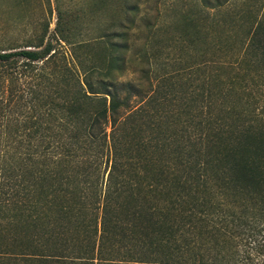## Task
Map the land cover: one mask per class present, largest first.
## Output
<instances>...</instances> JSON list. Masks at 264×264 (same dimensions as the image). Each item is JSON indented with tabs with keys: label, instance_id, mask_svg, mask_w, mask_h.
<instances>
[{
	"label": "trees",
	"instance_id": "trees-1",
	"mask_svg": "<svg viewBox=\"0 0 264 264\" xmlns=\"http://www.w3.org/2000/svg\"><path fill=\"white\" fill-rule=\"evenodd\" d=\"M145 1L0 48V264H264V0Z\"/></svg>",
	"mask_w": 264,
	"mask_h": 264
},
{
	"label": "rangeland",
	"instance_id": "rangeland-1",
	"mask_svg": "<svg viewBox=\"0 0 264 264\" xmlns=\"http://www.w3.org/2000/svg\"><path fill=\"white\" fill-rule=\"evenodd\" d=\"M94 1L96 0H0V48L14 44L25 45L31 40L36 43V39L43 36L48 27L47 40H54L59 9L63 13L80 11L93 5ZM188 1L191 0H146L142 5L140 45L145 42L150 25L161 24L173 27L178 15V11L177 14L172 13L173 9L197 10L196 5L200 0H194L190 5ZM242 1L234 2L240 4ZM208 3L214 4L215 0H209ZM164 34L157 38L158 51L168 45L165 42L170 38L171 33ZM178 51L179 48L177 49L179 55Z\"/></svg>",
	"mask_w": 264,
	"mask_h": 264
}]
</instances>
